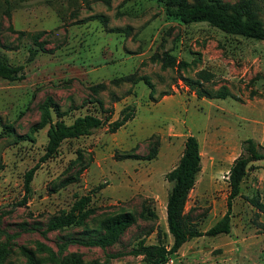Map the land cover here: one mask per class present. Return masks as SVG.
Returning a JSON list of instances; mask_svg holds the SVG:
<instances>
[{
    "label": "rangeland",
    "instance_id": "1",
    "mask_svg": "<svg viewBox=\"0 0 264 264\" xmlns=\"http://www.w3.org/2000/svg\"><path fill=\"white\" fill-rule=\"evenodd\" d=\"M254 2L264 23V0ZM165 54L174 65L164 67ZM0 57L24 68L22 80L0 78V264H30L28 254L33 264H64L71 254L83 264H146L130 252L140 239L157 244L158 230L168 232L166 175L186 139L196 137L202 155L186 205L201 231L227 210L228 173L244 142L264 146V40L183 24L166 15L163 0H0ZM46 104L58 109L54 121L68 124L86 114L114 122L128 106L135 111L114 133L106 125L66 140L36 172L23 205L24 176L46 150L48 126L31 132ZM250 167L233 202L231 233L192 239L169 264H264V212L251 203L257 195L264 203V161ZM86 195L94 215L47 231ZM120 215L133 224L115 244L80 243Z\"/></svg>",
    "mask_w": 264,
    "mask_h": 264
},
{
    "label": "trees",
    "instance_id": "2",
    "mask_svg": "<svg viewBox=\"0 0 264 264\" xmlns=\"http://www.w3.org/2000/svg\"><path fill=\"white\" fill-rule=\"evenodd\" d=\"M163 2L166 15L183 24L206 22L229 35L264 40V23L257 14L254 0H243L234 5L225 3L222 0H163ZM175 62L176 59L173 56L165 54L164 67L174 65ZM23 69V66L10 64L6 57H0L1 79L9 82L22 80L24 77ZM205 94L206 92L203 91L198 92V97H204ZM227 95L226 91H220L217 97L224 99ZM207 96L210 97V95ZM134 111L133 106H128L122 111L121 117L114 122H110L111 116L103 119L97 115L86 114L78 116L72 123L68 124L63 120L54 121L53 114L58 112V109L51 104H46L40 122L31 131L36 133L48 126L46 150L39 163L24 176L25 197L22 204L26 205L34 194L32 182L38 169L56 155L60 146L66 140L90 136L95 130L104 128L106 125H108L109 131L114 133L134 118ZM156 155V150H153L149 153L147 159L151 160ZM259 161H264V146L254 139H247L243 144L241 155L234 160L229 169L230 192L227 197V210L223 217L209 230L201 231L186 214L189 195L195 188L202 171V155L199 142L196 137L189 136L185 141L184 150L178 164L166 175V180L171 184L166 204L168 232L158 230L157 244H147L145 238L140 239L130 253L135 256H142L146 264H169L171 257L192 239L230 234L232 230L233 202L240 195L241 184L251 168L250 165ZM74 181H76L75 178H70L68 183ZM91 202V195L78 198L68 212L49 221L47 231H56L84 224L95 213V209L90 207ZM251 203L259 211L264 212V203L261 202L259 195L254 196ZM151 215L155 216L154 213L150 212ZM141 216L143 218L147 217L145 212H142ZM132 224L133 219L129 215L114 217L106 224L105 231L97 238L89 239L86 242L80 241V243L106 249L115 244ZM168 235L173 238L171 245L168 244ZM28 258L30 264H33L30 254H28ZM64 264H83V260L80 255L71 254L64 259ZM89 264H110V261L107 259L104 263L93 261Z\"/></svg>",
    "mask_w": 264,
    "mask_h": 264
}]
</instances>
